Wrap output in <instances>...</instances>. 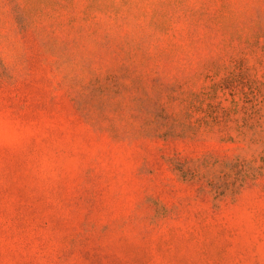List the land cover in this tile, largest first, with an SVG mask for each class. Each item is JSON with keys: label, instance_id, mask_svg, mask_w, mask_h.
<instances>
[{"label": "rangeland", "instance_id": "374dc122", "mask_svg": "<svg viewBox=\"0 0 264 264\" xmlns=\"http://www.w3.org/2000/svg\"><path fill=\"white\" fill-rule=\"evenodd\" d=\"M0 264H264V0H0Z\"/></svg>", "mask_w": 264, "mask_h": 264}]
</instances>
